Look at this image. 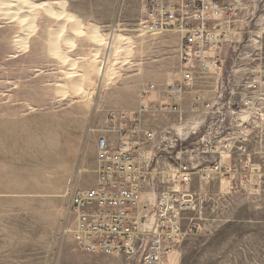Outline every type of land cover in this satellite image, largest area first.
I'll list each match as a JSON object with an SVG mask.
<instances>
[{
    "label": "rangeland",
    "instance_id": "1",
    "mask_svg": "<svg viewBox=\"0 0 264 264\" xmlns=\"http://www.w3.org/2000/svg\"><path fill=\"white\" fill-rule=\"evenodd\" d=\"M62 1L86 31L97 25L105 37L118 33L125 40L117 53L101 49L92 58L101 45L85 33L75 35V22L67 21L61 44L70 61L63 62L49 49L50 31L62 21L58 17L43 11L35 17L25 51L17 37L23 27L0 15V264H140L123 254L77 250L65 226L72 195L97 178L96 139L111 114L136 108L148 84L157 86L151 99L161 100V90L180 78L179 34L142 32L141 0ZM225 2L226 42L216 76L223 88L220 105L228 110L246 82L264 81V0ZM69 33L72 47L64 37ZM100 61L109 71L106 84L95 72ZM86 67L92 73L83 87H75ZM204 89L213 92V87ZM203 117L195 120L196 133L191 130L188 141L202 135ZM145 123L158 136L155 150L145 144L152 161L144 197L154 199L173 187L166 170L179 156L189 127L167 111L147 113ZM254 161H264V154ZM203 188L209 195L201 212L190 214L201 229L176 246L174 264H264V183L234 190L216 181Z\"/></svg>",
    "mask_w": 264,
    "mask_h": 264
},
{
    "label": "built area",
    "instance_id": "2",
    "mask_svg": "<svg viewBox=\"0 0 264 264\" xmlns=\"http://www.w3.org/2000/svg\"><path fill=\"white\" fill-rule=\"evenodd\" d=\"M141 11L142 32L179 34L180 78L161 90V100L151 99L157 86L148 84L136 108L111 114L96 139L97 178L72 195L65 232L85 253L174 264L176 246L201 229L190 214L201 212L209 195L203 186L219 181L247 190L264 183V161H254L264 154V81L246 82L228 110L220 105L223 88L217 73L226 42L225 0H141ZM208 86L212 93L204 89ZM160 111L179 116L189 131L166 170L173 187L145 198L152 161L145 144L155 150L158 139L146 127L145 115ZM201 116L202 135L188 141Z\"/></svg>",
    "mask_w": 264,
    "mask_h": 264
},
{
    "label": "bare ground",
    "instance_id": "3",
    "mask_svg": "<svg viewBox=\"0 0 264 264\" xmlns=\"http://www.w3.org/2000/svg\"><path fill=\"white\" fill-rule=\"evenodd\" d=\"M64 6H65V3L62 0H42V1H35V0H0V15L3 14L4 16H7V18L16 19V22L19 24L18 26H22L23 27V32L21 34L19 33L20 35L19 36L17 35V37H19V43H20L19 45L23 46L24 50L27 49L25 46H27V42H29L28 37L30 36L31 33L35 32V30H36L35 17L36 16L38 17V14L43 11L44 13H47L51 17L56 16L60 20H62V21L59 20L60 23H56V26L57 25L58 26L56 28L53 27L51 29L52 31H50V35H49L50 36L49 49H50L51 53H53V55H57V57L59 56L58 58L59 59L61 58V60L63 62L70 59V55L68 54L66 48L62 47V44H61L62 31H64V28H65V25H66L67 21H71V24H74L73 22H75V25H74L75 35H79L81 33H85L86 35H88L92 39V41L98 42L99 46L101 45V47H98L97 49L94 47L95 48L94 52L95 51L96 52L92 54L93 56L91 55L92 58L97 57V54L100 52L101 49H103L104 51H106L110 55L114 54V53H117L118 47H121L120 41L125 40V38H123L121 34L112 33L110 37H105L104 35H102V33H100V30L98 31L97 25L93 26V27L91 26L92 29H90L89 31H86V26L87 25L84 27V25L81 22V20L79 19V17L77 18V16L75 17V15H73L72 13H69V12L67 13L64 10ZM24 11H25V13H24ZM3 15H1V16H3ZM63 15H64V17L62 19ZM25 24L27 26H25ZM93 25H95V24H93ZM70 28H71V26H70ZM87 28H88V26H87ZM70 30L73 31V28L70 29ZM69 34H71V33H69ZM72 35L73 34H71V37L64 36V37H66V39H65L66 42L69 43L71 47L73 46V45H71V44H73L71 42ZM17 44H18V42H17ZM67 46H68V44H67ZM69 47H67V48H69ZM127 53H129V52H127ZM69 61H68V63H69ZM70 63H71V65H73L72 61ZM68 65H70V64H68ZM95 66H96V63H95ZM87 67H89V66H87ZM87 67L84 68L82 70V72L80 71L81 69L79 70L80 73H82V74L81 75L78 74V76L79 75L80 76H79V78L78 77L76 78L77 82H75L73 84L75 87H78V88L81 87V86L83 87L82 82H85L84 80H87V77L89 76V73L90 74L92 73L91 69L87 68ZM68 68H67V70H70ZM95 72L97 73V75L99 77L100 83H101L102 80H103V84L108 83L107 80H104V79H106L107 75L109 74V71L106 69V63L105 62L103 63L102 61H100L99 65L97 67H95ZM72 73H74V71ZM76 75L77 74H75V76ZM90 84L91 83H89L88 85H90ZM70 85H72V84H70ZM86 85L84 84V87H86Z\"/></svg>",
    "mask_w": 264,
    "mask_h": 264
},
{
    "label": "crops",
    "instance_id": "4",
    "mask_svg": "<svg viewBox=\"0 0 264 264\" xmlns=\"http://www.w3.org/2000/svg\"><path fill=\"white\" fill-rule=\"evenodd\" d=\"M65 2V1H64ZM73 41V37L71 38V42ZM63 47V46H62ZM68 52V51H67ZM68 54H69V52H68Z\"/></svg>",
    "mask_w": 264,
    "mask_h": 264
}]
</instances>
